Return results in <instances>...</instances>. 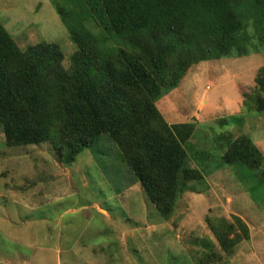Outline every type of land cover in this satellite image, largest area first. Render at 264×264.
<instances>
[{"label": "trees", "instance_id": "obj_1", "mask_svg": "<svg viewBox=\"0 0 264 264\" xmlns=\"http://www.w3.org/2000/svg\"><path fill=\"white\" fill-rule=\"evenodd\" d=\"M85 1L53 0L61 20L74 25L73 42L81 31L89 34L74 42L69 69L56 43L21 48L5 26L11 19L2 14L4 144L7 149L49 146L61 171L70 169L83 151L108 136L132 174L131 187L138 184L166 222L178 223V200L197 191L195 184L202 183L205 174L190 166H195L193 160L199 161L185 147L194 136L195 123L167 120L157 104L194 66L247 57L264 46V0ZM94 1L93 18L88 4ZM103 23L119 45L108 46L103 31L90 29L97 30ZM254 86V95L244 94L239 118L264 114V66ZM224 138V164H241L264 180V157L253 138L235 136L234 131L226 132ZM33 182L25 181L32 190L38 185ZM232 220L206 219L218 243L196 237L199 250L190 252L194 264H219L251 239L247 223L238 216Z\"/></svg>", "mask_w": 264, "mask_h": 264}, {"label": "rangeland", "instance_id": "obj_2", "mask_svg": "<svg viewBox=\"0 0 264 264\" xmlns=\"http://www.w3.org/2000/svg\"><path fill=\"white\" fill-rule=\"evenodd\" d=\"M95 3L88 4L92 14ZM2 14L11 19L5 26L21 48L40 42L60 45L67 69L75 43L89 37L81 31L72 41L74 25L61 20L53 0H0L1 20ZM97 26L90 29L103 31L108 46L119 45L106 24ZM263 66L264 46L247 57L203 63L159 100L167 120L195 123L185 147L199 161L192 159L195 166H190L205 174L195 184L197 191L178 200V223L166 222L138 184L131 187L132 174L108 136L61 172L49 146L7 149L0 126V264H194L190 252L199 250L196 237L218 243L206 219L233 222V216L249 224L251 239L219 264H264V180L222 159L226 132L253 131L257 115L249 114L247 123L234 113L241 111L239 98L254 95ZM259 135L264 137V127L250 134L254 141ZM25 181L38 185L32 190ZM95 204L108 210V217L97 214Z\"/></svg>", "mask_w": 264, "mask_h": 264}, {"label": "crops", "instance_id": "obj_3", "mask_svg": "<svg viewBox=\"0 0 264 264\" xmlns=\"http://www.w3.org/2000/svg\"><path fill=\"white\" fill-rule=\"evenodd\" d=\"M235 101L234 102H237V100H238V97H236L235 99H234ZM238 102H241V105L243 104V99H242V97L241 98H239V101ZM238 102H237V104H238ZM241 112V111H240ZM240 112L239 113H234L235 115L236 114H240ZM248 115L249 114H245V120L247 119V123L249 122V117H248ZM262 116H264V114H261V115H257V117L256 118H254V120H252V129H253V131L251 130V132H246V133H244V134H257V133H259L262 129H263V127H264V120H262ZM198 122L200 121V119L199 120H197ZM255 122V123H254ZM254 123V124H253ZM261 123V124H260ZM255 142V144L258 146V148L259 149H261V151H262V154H263V156H264V137H261L260 135L258 136V139L257 140H255L254 141ZM93 207H95L96 209H97V211L98 212H100V213H102V214H104L105 216H107L108 217V211L106 210V209H104L103 207H101L100 205H98V204H95V205H93ZM74 211V210H73ZM102 211V212H101ZM247 225H248V227H249V229H250V226H249V224L247 223ZM250 234H251V232H250Z\"/></svg>", "mask_w": 264, "mask_h": 264}]
</instances>
